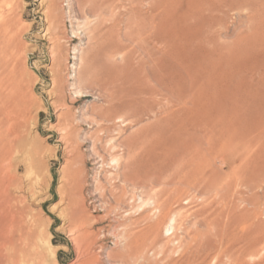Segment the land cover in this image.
<instances>
[{"label": "rangeland", "instance_id": "374dc122", "mask_svg": "<svg viewBox=\"0 0 264 264\" xmlns=\"http://www.w3.org/2000/svg\"><path fill=\"white\" fill-rule=\"evenodd\" d=\"M186 1L0 0V75L25 106L19 159L0 153L28 264H264V0Z\"/></svg>", "mask_w": 264, "mask_h": 264}, {"label": "bare ground", "instance_id": "6f19581e", "mask_svg": "<svg viewBox=\"0 0 264 264\" xmlns=\"http://www.w3.org/2000/svg\"><path fill=\"white\" fill-rule=\"evenodd\" d=\"M48 1V3H49V5H52L53 3H54V0H47ZM178 1H181V0H178ZM182 1H186V0H182ZM190 1V0H189ZM194 1V0H193ZM202 1V0H201ZM236 1V0H235ZM245 1V0H244ZM252 1V0H251ZM255 1V0H254ZM177 2V1H176ZM187 2V1H186ZM196 2V1H195ZM204 2H206L205 0H204ZM208 2L209 1H207L206 3L208 4ZM214 2V1H213ZM237 2V1H236ZM247 2V1H246ZM90 3H93V5H95L96 6V4H94V2L92 1V2H90ZM181 3V2H180ZM197 3H199V0H198V2ZM248 3V2H247ZM202 4H205V3H201L200 5H202ZM84 5H86V4H84ZM90 5V7H88L89 9L91 8V5L92 4H89ZM92 5V6H93ZM210 5H211V8H210V12H212V13H221L222 15L221 16H223V15H228V13L229 12H232L233 10H235V8H234V2H233V0H215V2L214 3H210ZM97 6H98V4H97ZM97 6H96V8H97ZM102 6V5H101ZM100 6V7H101ZM177 6V5H176ZM208 6V5H207ZM250 6V5H249ZM84 7V6H83ZM103 7V6H102ZM168 7H169V5H168ZM185 7L189 10V8H188V6L187 5H185ZM193 7V6H192ZM206 7V6H205ZM205 7H203V9L205 8ZM238 7V6H237ZM94 8V7H93ZM99 8V7H98ZM191 8V7H190ZM194 8V7H193ZM251 8V7H250ZM85 9H86V7H85ZM89 9H88V11H89ZM166 9H168V8H166ZM176 9V8H175ZM194 9H196V8H194ZM96 10V9H95ZM98 10V9H97ZM99 10H102V9H99ZM177 10V9H176ZM184 10V9H183ZM186 10V9H185ZM250 10V9H249ZM195 11V10H194ZM194 11H193V13H194ZM95 12V11H94ZM204 12H206L205 14H207V11H204ZM203 12V13H204ZM90 13V12H89ZM182 13V12H181ZM187 13V12H186ZM195 13H197V10L195 11ZM211 13V15H209V16H213V14ZM253 13V12H252ZM198 14V13H197ZM210 14V13H209ZM217 14V15H218ZM258 14H260L259 12H258ZM170 15V14H169ZM181 15V14H180ZM184 15H185V13H184ZM190 15H193V14H191L190 13ZM183 16V15H182ZM186 16H188V15H185V17ZM195 16H197V15H195ZM216 16V15H215ZM264 16V15H263ZM185 17H183V18H185ZM218 17V16H217ZM226 17H228V16H226ZM187 18H190V17H187ZM193 18H195V17H193ZM193 18H191L192 20H193ZM198 18V17H197ZM202 18V17H201ZM216 18V17H215ZM224 18V17H223ZM210 19V18H209ZM220 19H221V17H220ZM195 20V19H194ZM212 20H214L213 18H212ZM211 20V21H212ZM262 20V19H261ZM199 21H200V18H199ZM219 21V20H218ZM225 20H222V22H224ZM195 22H198V21H195ZM190 23H192V22H190ZM201 24V23H200ZM259 24V23H258ZM262 24V23H261ZM260 24V25H261ZM228 25V24H227ZM260 25H257V26H260ZM154 26V25H153ZM257 26H255V27H257ZM195 27H197V26H195ZM255 27H253L255 30H256V28ZM263 28H264V26H263ZM198 29V28H197ZM199 29H200V27H199ZM217 29V28H216ZM222 29H225V28H222ZM261 28L260 27H258V33L257 34H261V31H263V30H261V31H259ZM203 31V30H202ZM206 31V30H205ZM207 32V31H206ZM255 33H256V31H254ZM260 32V33H259ZM264 32V31H263ZM200 33H201V31H200ZM205 32H203L202 34H204ZM210 34H211V32H209ZM209 34V35H210ZM78 35V34H77ZM214 35H216V34H214ZM264 35V34H263ZM93 36V35H92ZM137 36V35H136ZM202 36V35H201ZM259 36V35H258ZM212 37H214V36H212ZM256 37V36H255ZM83 38V37H82ZM142 40H144V39H142ZM186 40H187V38H186ZM202 40V39H201ZM209 41V40H208ZM181 42V41H180ZM198 42V41H197ZM187 43V42H186ZM171 44V43H170ZM188 44V43H187ZM203 44H204V42H203ZM208 44V43H207ZM193 45H194V43H193ZM196 45V44H195ZM201 46V45H200ZM200 49H201V47H199ZM180 50H181V47H180ZM204 50H205V48H204ZM190 51V50H189ZM214 51V50H213ZM218 51V50H217ZM214 52H216V51H214ZM213 52V53H214ZM148 54V53H147ZM188 54V53H187ZM211 54V53H210ZM218 54V52L216 53V55ZM175 55V54H174ZM191 55V54H190ZM213 55V54H212ZM215 55V54H214ZM211 56V55H210ZM168 58H169V56H167ZM175 56H173V58H174ZM196 57V56H195ZM176 58V57H175ZM188 58V57H187ZM191 58V57H190ZM177 59V58H176ZM207 60V59H206ZM188 61V60H187ZM213 61V60H212ZM151 62V61H150ZM180 62V61H179ZM199 62H201V64H202V61L200 60ZM205 61L203 60V63H204ZM153 63H156V62H153ZM188 63V62H187ZM190 63H192L191 61H190ZM194 63V62H193ZM210 64H212V62L210 61L209 62ZM215 63V62H214ZM160 63H158V64H156V65H159ZM181 64V63H180ZM189 64V63H188ZM197 64V63H196ZM200 63H198L197 65H199ZM200 64V66H202V65H204V64H202L201 65ZM195 63L194 64H192V66L193 67H195V70H197L196 68L198 67L197 65H195ZM146 66V65H145ZM151 66H153V65H151ZM205 66V65H204ZM147 67V66H146ZM157 67V66H156ZM181 67V66H180ZM187 67H189V66H187ZM206 67V66H205ZM215 67V66H214ZM136 68V67H135ZM144 68V67H143ZM148 68H150V67H148ZM182 68V67H181ZM199 68V67H198ZM200 68H203V67H200ZM199 68V69H200ZM207 68V67H206ZM129 69V68H128ZM158 69H160L159 67L157 68V70ZM184 69H185V67H184ZM198 69V70H199ZM121 70V69H120ZM123 70H125V69H122V73H123ZM156 70V69H155ZM181 70V69H180ZM187 70V69H186ZM197 70V71H198ZM208 70H210V69H208ZM223 71H224V69H222ZM222 70L221 71H216V73L217 74H219V72H221L222 74L224 73V72H226V71H224V72H222ZM128 71V70H127ZM150 71H151V69H150ZM177 71V70H176ZM188 71H189V69H188ZM190 71H191V69H190ZM201 70H199L198 71V73L200 72ZM203 71V70H202ZM206 69H205V73H206ZM212 71V70H211ZM116 72V71H115ZM120 72V73H121ZM142 72V71H141ZM144 72V71H143ZM149 71H147V73H148ZM178 72V71H177ZM195 72V71H194ZM121 73V74H122ZM133 73V72H132ZM157 73H158V71H157ZM192 73V72H191ZM204 73V74H205ZM207 73H209V72H207ZM215 73V72H214ZM78 74V73H77ZM117 74H119V73H117ZM116 75V74H113L112 75V77H111V79H109V80H112L113 81V83L115 84V83H118V84H120V85H122V86H120V85H113L114 86V88H118L119 87V91H122L121 89L122 88H124V87H126V86H124V84L126 83V81H127V79L125 78V75L123 76V75ZM124 74H126L125 72H124ZM127 74H130V72L129 73H127ZM136 74H137V77H136ZM140 74L141 73H135V75L134 76H132V77H134V79H135V77H136V79L138 80L139 78H138V76L139 77H141L140 76ZM159 74V73H158ZM180 74V73H179ZM187 74V73H186ZM197 74V73H196ZM201 74H203V72L201 73ZM210 74L211 73H209V75H207V76H210ZM141 75H145L144 73L143 74H141ZM172 75H174V73L172 74ZM9 76H10V74H9ZM146 76V75H145ZM149 76H150V74H149ZM167 76V75H166ZM183 76V75H182ZM181 76V77H182ZM198 76H203V75H198ZM206 76V74H205V77H207ZM219 76H223V75H220L219 74ZM143 77V76H142ZM141 77V78H142ZM178 77V76H177ZM184 78H185V76H183ZM199 77V78H200ZM213 77V76H212ZM215 77V76H214ZM165 78H168V77H165ZM174 78L175 79H177L176 77H175V75H174ZM183 78V79H184ZM193 78V77H192ZM196 77H194V79H195ZM208 78V82H209V78H211V76L210 77H207ZM218 78H220V82H219V80H217L218 82H214V81H212L213 83H218V84H216V85H219V83H221V77H218ZM225 78V76H223V79ZM87 79V78H86ZM131 79V78H130ZM133 79V78H132ZM133 79V80H134ZM142 79H144V78H142ZM140 80V81H142L143 82V80ZM155 79V78H154ZM154 79H151V78H149V80H150V82L151 83H153L152 81L154 80ZM172 79V78H171ZM187 78H185V80H186ZM194 79H193V81H194ZM198 79V78H197ZM222 79V80H223ZM7 80V77H5L4 78V75L3 74H1L0 75V132H1V129H2V127L3 126H6V125H9V129L7 130V135L6 134H2L1 135V133H0V136H1V138H0V143L2 144V149L4 150V149H11V150H15L16 151V157H14V158H17V156H20L17 152V150H19L20 151V148L23 146V140H22V138H21V129H20V123H18L17 121V117H18V113H19V117H20V115L21 116H23V113H22V108H25V106H24V104H22V103H19V98H18V96H17V94L15 93V91H13V89H11L10 91L8 90V88H7V86L5 85V81ZM162 80V79H161ZM160 79H157V82L158 81H161ZM180 80V79H179ZM179 80H176V81H174V82H177V81H179ZM188 80V79H187ZM204 80V79H203ZM213 80H216V77H215V79L213 78ZM140 81H137V82H140ZM145 81H147V79H145ZM144 81V83H145V86L144 87H147L146 86V82ZM181 81V80H180ZM199 81H201V78H200V80ZM198 81V82H199ZM211 81H210V83H211ZM224 81V80H223ZM133 82H136V81H133ZM148 82V81H147ZM150 82H148L147 84H149V85H152ZM173 82V83H174ZM190 81L188 80V83H189ZM205 82H206V80H205ZM144 83H142V84H144ZM164 83L165 82H163V86H165L164 85ZM188 83H186V84H188ZM191 83H193V82H191ZM195 83V82H194ZM128 84V83H127ZM133 84V83H132ZM136 84V83H135ZM158 84H160L161 85V83H158ZM166 84V83H165ZM179 83L177 82V85H178ZM181 84V83H180ZM178 85V86H180V88H181V85ZM185 84V83H184ZM131 84L129 83V86H130ZM137 85V84H136ZM153 85H154V83H153ZM152 85V86H153ZM192 85V84H191ZM195 85V84H194ZM209 85L210 84H208V90L210 91L211 89V87H209ZM223 85H224V82L222 83V85L220 84L219 85V87H221V89L219 88V90H222V87H223ZM141 86V85H140ZM152 86H150L151 88H152ZM163 86L160 88V86L158 87V85H156L155 86V88L153 87V90H155V89H162L163 88ZM176 86V85H175ZM197 86V85H196ZM215 86V85H214ZM133 87V86H132ZM131 87V88H132ZM167 86H165L164 87V89L166 88ZM184 87V86H183ZM182 87V91H184L185 90V88H183ZM168 88V87H167ZM197 89H198V86L196 87ZM204 88V87H203ZM203 88H201V89H203ZM215 88H218V87H215ZM135 89V88H134ZM133 89V90H134ZM149 89V88H148ZM158 89L157 90H155L154 92H156V91H158ZM195 89V88H194ZM193 89V90H194ZM200 89V88H199ZM200 89V90H201ZM116 90L117 89H115V92H116ZM167 90V89H166ZM169 90V89H168ZM189 90L190 89H188L187 91L189 92ZM192 90V91H193ZM204 90V89H203ZM203 90L202 91H199V92H201V94H202V92H203ZM215 89H213V91H214ZM7 91H9V93L7 92ZM119 91H117L118 92V94L120 95V93H123V91L122 92H120L119 93ZM140 91H141V89H140ZM163 92H164V90H162ZM186 91V90H185ZM184 91V92H185ZM187 91H186V93H187ZM207 90H205V92H206ZM212 91V90H211ZM216 91V90H215ZM214 91V93L216 94V92ZM223 91H225L224 89H223ZM101 92V91H100ZM114 92V93H115ZM116 92V93H117ZM129 92V91H128ZM161 92V91H160ZM162 92V93H163ZM171 92H173L174 93V91H170V93ZM197 93V91H194V93ZM199 92H198V94H199ZM151 93V92H150ZM173 93H172V95H173ZM208 93V92H207ZM210 93V92H209ZM214 93H210V94H214ZM124 94H125V92H124ZM126 94H128V93H126ZM141 94V93H140ZM143 94V93H142ZM145 95H148V94H146V93H144ZM160 94V93H159ZM178 94V93H177ZM188 94V93H187ZM206 94V93H205ZM224 94V93H223ZM115 95V94H114ZM130 95V94H129ZM135 95V94H134ZM134 95L133 96H130V97H134ZM150 95V94H149ZM184 95H186V94H184ZM184 95H183V97H184ZM192 95H194V94H192ZM208 95V94H207ZM220 95H222V94H220ZM175 96H177L176 95V93H175ZM180 96H182V95H180ZM209 96V95H208ZM223 97H224V95H222ZM110 97V96H109ZM124 97V96H123ZM128 98H129V96H127ZM137 97V96H136ZM135 97V98H136ZM182 97V98H183ZM194 97V96H193ZM197 97V95L194 97V98H196ZM210 97H212V96H209V98L207 97V99L208 100H211V98ZM221 97V96H220ZM225 97H226V94H225ZM224 97V98H225ZM131 98V99H132ZM138 98H140V99H142L143 97L141 96V97H139L138 96ZM138 98H136L137 100H138ZM177 98H180L179 96L177 97ZM199 98V97H198ZM202 98V97H201ZM217 99V101L215 100V98H214V96L212 97V99H214L215 101H213V100H211V101H213V104L215 103V104H217L219 101H218V99H219V97L217 96L216 97ZM136 99H134V102L136 101ZM185 99V98H184ZM202 99H204V98H202ZM128 100H130V99H128ZM183 100V99H182ZM126 101H127V99H126ZM142 101V100H141ZM196 101H197V98H196ZM202 101V100H201ZM200 101V102H201ZM206 101V100H205ZM133 102V101H132ZM194 103H195V101H193ZM198 102V101H197ZM207 102V101H206ZM205 102V103H206ZM210 102V101H209ZM217 102V103H216ZM236 102V101H235ZM203 103L204 102H202V104H201V106L203 105ZM234 103V102H233ZM195 104H197V103H195ZM208 104H209V107L211 106V104L210 103H207V104H205V105H207L208 106ZM219 104V103H218ZM217 104V105H218ZM199 105V104H198ZM198 105H197V107H198ZM202 106L203 107V109H204V107L205 108H208V111L209 110H213L214 108L212 107V109H210L209 107H207V106ZM216 105V107H218ZM232 105V104H231ZM201 106H199L198 108H200ZM221 107V106H220ZM219 107V108H220ZM224 108H225V106H223ZM235 107V106H234ZM218 108V109H219ZM224 108L222 109V110H224ZM201 110H202V108H200ZM217 109V110H218ZM230 109H231V107H230ZM24 110H26V109H24ZM221 110V111H222ZM205 111H207V110H205ZM208 111L207 112H205L208 116H210L209 114L210 113H208ZM214 112H215V110H213ZM213 111L211 112V115H212V113H213ZM204 112V111H203ZM217 112H219V110L217 111ZM225 114V113H224ZM40 115V114H39ZM206 115V116H207ZM20 119V118H19ZM24 121V120H23ZM23 123V122H22ZM223 127V126H222ZM221 127V128H222ZM225 127H226V125H225ZM227 127H229V126H227ZM226 127V128H227ZM231 127V126H230ZM226 128H223V129H225L224 131L227 133V134H229V132L228 131H226ZM232 128H233V126H232ZM228 129H230V128H228ZM227 129V130H228ZM220 131H221V129H220ZM219 131V132H220ZM226 133H224V135L226 134ZM224 135H221L220 134V136L221 137H224ZM230 135V134H229ZM6 136H8V138L10 137H12V138H15V140H14V142L12 143V144H10L9 142H7L6 141ZM227 137H229L228 135H227ZM231 140V139H230ZM230 143H234V140H232V141H230ZM231 148V147H230ZM21 150H22V148H21ZM35 153L36 154H38V152L37 151H35ZM31 155V154H30ZM22 157V156H21ZM34 157V156H33ZM32 157V158H33ZM24 159H25V157H23ZM22 158V159H23ZM17 159H19V158H17ZM40 159V158H39ZM12 161L14 162L15 160H13V157L11 156V154H9V152H5L4 153V155L3 156H1V153H0V264H28V262H27V255H28V250H27V248L25 247V248H23V245H25V243H27V239H26V242H23V239H24V237L26 236L27 238H29L30 237V235H31V224H30V222L26 219V211H25V208L22 206V203H24L23 201H21V199H18V198H15L14 197V195L20 190V189H22L21 188V186H22V184H23V182H22V180L21 179H19L17 176H15V175H11V173L12 172H10L9 171V168H10V163H12ZM17 161V160H16ZM30 163H32V162H30ZM17 164V163H16ZM13 174V173H12ZM84 210V209H83ZM81 212H84V211H81ZM79 214H80V211H79ZM79 214H75V215H77V216H79ZM82 214H84V213H82ZM81 216V215H80ZM83 216V215H82ZM76 217V216H75ZM28 218V217H27ZM84 217H82V219H83ZM79 219V218H78ZM79 220H81V219H79ZM86 227V226H85ZM35 231V230H34ZM33 232V231H32ZM139 237V236H138ZM25 240V239H24ZM37 240V239H36ZM35 240V241H36ZM72 240V239H71ZM34 242V241H33ZM47 243L49 244L50 243V241L49 240H47ZM28 244V243H27ZM51 244V243H50ZM31 244H28V246H30ZM33 245V244H32ZM35 246V245H34ZM100 248V247H99ZM127 249V248H126ZM37 253V252H36ZM29 255H30V253H29ZM53 255H54V252H53ZM120 256V255H119Z\"/></svg>", "mask_w": 264, "mask_h": 264}]
</instances>
